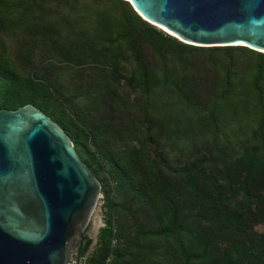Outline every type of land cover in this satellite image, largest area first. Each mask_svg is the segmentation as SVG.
<instances>
[{
    "label": "trees",
    "instance_id": "trees-1",
    "mask_svg": "<svg viewBox=\"0 0 264 264\" xmlns=\"http://www.w3.org/2000/svg\"><path fill=\"white\" fill-rule=\"evenodd\" d=\"M29 104L102 184L87 264H264V53L185 44L123 0H0V107Z\"/></svg>",
    "mask_w": 264,
    "mask_h": 264
},
{
    "label": "water",
    "instance_id": "water-1",
    "mask_svg": "<svg viewBox=\"0 0 264 264\" xmlns=\"http://www.w3.org/2000/svg\"><path fill=\"white\" fill-rule=\"evenodd\" d=\"M123 1L185 44L264 53V0ZM101 193L99 179L48 115L31 104L0 107V264H66Z\"/></svg>",
    "mask_w": 264,
    "mask_h": 264
},
{
    "label": "rangeland",
    "instance_id": "rangeland-1",
    "mask_svg": "<svg viewBox=\"0 0 264 264\" xmlns=\"http://www.w3.org/2000/svg\"><path fill=\"white\" fill-rule=\"evenodd\" d=\"M156 28L160 29L158 27H156ZM160 30H162V29H160ZM64 69H65L66 73H68V74L73 73V70L70 68H64ZM68 77H69V75H67L66 78H68ZM105 212H106V208L104 206L103 195L101 194V198L99 199V202L97 204V207H96V210L93 214V217H92L87 229L84 232V235H88L93 240V243H92L90 250H89V252L91 251V253H92L93 249H95V247H96L94 245V241H95V239L99 238V233H100L101 229L104 227V219L106 216ZM258 230L264 231V228L259 227Z\"/></svg>",
    "mask_w": 264,
    "mask_h": 264
},
{
    "label": "built area",
    "instance_id": "built-area-1",
    "mask_svg": "<svg viewBox=\"0 0 264 264\" xmlns=\"http://www.w3.org/2000/svg\"><path fill=\"white\" fill-rule=\"evenodd\" d=\"M80 241L78 242L76 248L70 253L69 259H68L66 264H83L82 260L86 259L88 257L89 252L84 256L80 255V253H79ZM116 243H117L116 239H113L112 245L115 246ZM85 264H87V262Z\"/></svg>",
    "mask_w": 264,
    "mask_h": 264
},
{
    "label": "flooded vegetation",
    "instance_id": "flooded-vegetation-1",
    "mask_svg": "<svg viewBox=\"0 0 264 264\" xmlns=\"http://www.w3.org/2000/svg\"><path fill=\"white\" fill-rule=\"evenodd\" d=\"M86 236H88V235H86ZM89 237V236H88Z\"/></svg>",
    "mask_w": 264,
    "mask_h": 264
}]
</instances>
